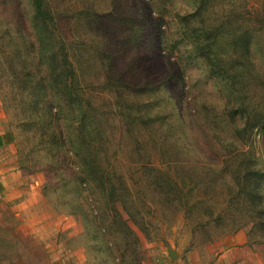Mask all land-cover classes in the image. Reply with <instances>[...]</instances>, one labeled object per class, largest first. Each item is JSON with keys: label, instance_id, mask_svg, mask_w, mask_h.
<instances>
[{"label": "rangeland", "instance_id": "374dc122", "mask_svg": "<svg viewBox=\"0 0 264 264\" xmlns=\"http://www.w3.org/2000/svg\"><path fill=\"white\" fill-rule=\"evenodd\" d=\"M19 1L20 13L30 23L31 1ZM152 2L155 9L159 4L163 7L158 19L163 24L161 40L154 38L155 26L151 32L143 25V5ZM188 3L189 0H48L68 39L84 41L80 48L83 55L80 61L75 57L74 61L85 93L100 106L97 122L102 133L104 128L109 131L105 133L110 140L105 146L109 161L134 193L140 215L147 223L143 224L144 232L132 224L139 243L132 236L127 238L137 246L139 261L131 257L134 246L129 244L124 258L119 250L121 237H115L109 225H105L108 231H103L105 238H97L84 224L82 214L67 213L42 172L26 168L23 171L27 175L42 180L44 201L39 202L36 217L44 216L41 211L46 215L29 221L20 213L7 214L11 206L1 188L0 264H264V238L258 233L250 238L252 222L245 217L239 201L230 202L228 198L234 176L230 170L221 169L228 163L234 168V161L211 150L221 137L227 154L239 147L251 153L256 168L264 170V50L260 79L249 92L254 105L249 113L253 117L257 109L259 123L248 135L242 129L247 127L250 115L233 119L226 116L225 97L208 76L205 65L184 55L190 48H173L178 34L175 13L190 11ZM11 7L9 0H0V37L8 30L15 32ZM247 8H252V25L258 28L257 21L264 27V0H215L208 17L219 25L227 12L237 10L243 17L250 14ZM256 31L264 48V29ZM5 41L0 43V109L5 114L7 130L14 124L4 104L10 79L4 72L11 73ZM105 112L110 124L103 118ZM236 131H242V136ZM14 144L21 165L23 145ZM149 166L171 174L184 186L182 194L188 193L185 208L176 210L164 202L152 184V173L156 172L148 171ZM204 166L217 170L205 173ZM45 190L52 191L50 197ZM96 194H92L96 204L90 199L88 204L99 211L104 203ZM106 211L109 221L117 226L114 211ZM219 213L224 219L215 224L212 219ZM233 215L239 220L232 222ZM168 247L177 252L175 259L169 257Z\"/></svg>", "mask_w": 264, "mask_h": 264}, {"label": "trees", "instance_id": "16d2710c", "mask_svg": "<svg viewBox=\"0 0 264 264\" xmlns=\"http://www.w3.org/2000/svg\"><path fill=\"white\" fill-rule=\"evenodd\" d=\"M9 1L16 29L14 33L8 30L1 36L0 43L5 39L4 43L9 48L6 61L11 73L4 72L10 78L4 104L14 128H8L0 136V146L14 142L23 145L21 168L42 172L47 185L52 187L53 193H58L60 202L66 206L67 213L82 214L84 224L97 238H105L103 231L107 230L105 225H109L108 230H112L115 237H121V255L124 258L127 256L129 244L134 246L131 257L139 261L137 246L127 238L132 236L139 243L132 224L143 231V224L147 222L140 215V203L134 193L109 161V149L105 147L110 144L108 135H105L108 129L104 128L102 133L97 122L100 106L85 93L86 87L74 61V57L80 61L83 55L80 48L84 41L68 39L48 0H30L33 10L30 23H26L20 13V1ZM214 1L189 0L190 11L175 13L178 34L173 48H178V45L190 48L184 55L205 65L208 76L216 81L225 97L226 116L242 118L254 109L249 92L257 78L260 79L259 67L264 50L256 30L262 31L264 27L257 21L258 28L252 25L254 17L249 11L252 8H247L246 13L250 14L243 17L237 10H231L224 17L223 25L214 24L208 17ZM152 6L155 7L154 2L143 5V25L151 32L156 28L154 38L161 40L163 24L158 19H161L163 7L162 4L157 6L158 9ZM153 14L155 17L159 14V17L155 18ZM237 20L240 22L235 25ZM257 115L256 109L253 117L250 115L252 119L246 120L247 127L242 129L243 132L248 131L250 135L252 128L259 123ZM109 117L105 112L103 118L106 124L111 123ZM242 131H236V135L242 136ZM221 143L222 138L219 137L217 145L214 144L216 148L211 150L225 160L234 161V168L228 163L221 169L230 170L234 176L227 193L229 201L238 200L245 210V217L252 222L250 238L254 233L264 238V170L256 168L251 153L243 152L237 146L236 150L227 154ZM246 155L248 158H242ZM203 168L205 173L217 170L207 166ZM146 169L156 172L152 173V184L164 202L176 210L185 208L188 193L182 194L184 186L160 168L149 166ZM50 193L45 190L47 197ZM92 194L104 203L99 211L88 204L89 199L96 204ZM106 209L114 211L117 226H114V221H109ZM230 218L232 222L239 220L235 215ZM223 219L224 215L219 213L212 221L218 224Z\"/></svg>", "mask_w": 264, "mask_h": 264}, {"label": "crops", "instance_id": "0c3cea01", "mask_svg": "<svg viewBox=\"0 0 264 264\" xmlns=\"http://www.w3.org/2000/svg\"><path fill=\"white\" fill-rule=\"evenodd\" d=\"M5 132V114L0 109V136ZM16 152L14 143L0 146V187L3 188L5 200L11 206V211L7 214L20 213L27 220L36 221L38 217L46 215L41 211L44 216L36 217L39 214L38 204L44 201L40 188L42 180H37L34 175H27L23 171Z\"/></svg>", "mask_w": 264, "mask_h": 264}, {"label": "water", "instance_id": "95a60500", "mask_svg": "<svg viewBox=\"0 0 264 264\" xmlns=\"http://www.w3.org/2000/svg\"><path fill=\"white\" fill-rule=\"evenodd\" d=\"M168 254H169V257L172 258V259H175L177 257V252L171 248V247H168Z\"/></svg>", "mask_w": 264, "mask_h": 264}]
</instances>
